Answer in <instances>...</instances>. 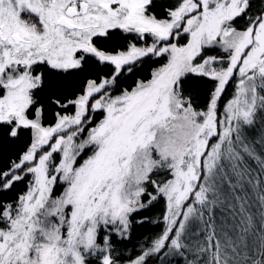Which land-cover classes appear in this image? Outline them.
<instances>
[{
    "label": "rangeland",
    "instance_id": "1",
    "mask_svg": "<svg viewBox=\"0 0 264 264\" xmlns=\"http://www.w3.org/2000/svg\"><path fill=\"white\" fill-rule=\"evenodd\" d=\"M152 1L0 3L1 9L10 2L8 15L0 14V123L10 124L13 135L20 128L31 135L2 186L5 191L22 184L16 199L0 209V264H87L96 251L102 264H117L106 240L95 245L96 235L100 228L126 234L146 192L153 206L156 197L163 199V228L150 254L167 251L161 260L166 264L173 250L180 252L185 235L204 229L192 207H183L199 180L210 189L206 196L227 202L230 213L239 208L243 221L212 224L214 244L197 238L193 257L244 264L243 256L256 253L252 212L264 218V200L249 208L237 198L247 182L231 164L236 159L222 171L220 158L223 143L249 122L247 101L257 94L252 84L264 76V11L257 25L239 31L236 21L247 0H169L173 9L164 19L157 17L158 6L151 11ZM20 10L40 18L30 22ZM114 29L131 38L128 48L99 51L93 40ZM209 48L225 57L204 55ZM89 56L109 65L112 75L88 79L83 93L50 119L33 97L42 79L37 65L72 71ZM145 57L159 62L149 77L115 87L116 78L131 74L130 66ZM187 75L214 81L209 104L200 103L203 110L192 105L198 91L181 84ZM206 89L199 87L201 93ZM153 173L160 176L148 189L144 184ZM143 258L128 264H142Z\"/></svg>",
    "mask_w": 264,
    "mask_h": 264
},
{
    "label": "trees",
    "instance_id": "2",
    "mask_svg": "<svg viewBox=\"0 0 264 264\" xmlns=\"http://www.w3.org/2000/svg\"><path fill=\"white\" fill-rule=\"evenodd\" d=\"M155 6H158L159 15L157 17H160L159 19H164L167 12L173 9V5H170L169 0H153L149 7L151 11H154ZM263 11L264 0H247L241 16H239L236 21L237 26L235 28L239 31H243L253 23L257 25L261 20ZM25 14L26 15L23 17L28 18V21H34L32 14ZM19 16L21 15L19 14ZM130 39L128 35H123L118 30L114 29L108 31L104 36L96 37L93 40V44L101 52L117 53V51H125L128 48ZM218 51L217 48H209L202 53L206 56L218 57L219 59L224 58L225 55ZM156 59L145 57L139 61V64L134 63V65L130 66L132 68L131 70H133L131 74H126V71H123L122 74L116 78L114 83L115 87L118 85L129 87L134 85L138 79H147L151 71L159 63ZM38 67L42 68V79L40 88L36 90L33 97L37 100L35 103L37 102L43 105L42 110L45 115L48 114L50 119L54 118V114L56 111L60 110V106L62 107L65 104L68 105L67 102L69 103L83 93L88 79L96 80L101 77L106 79L112 75L113 71L109 65H100L98 61L91 56L84 57L81 62V67L77 70L64 72L49 66L38 65ZM261 79H264V76H260L259 80ZM127 80L128 82H126ZM181 84L183 87L189 85V89L193 93H197L198 91L197 97H192V105L194 104L197 106L196 108L200 110L207 107L211 98V92L214 88L213 80L200 75H187L185 79L181 80ZM203 85L206 86L207 89L204 93H201L199 87ZM256 93V96H258L259 93ZM200 103H204L205 107L201 108ZM252 119L253 116L251 114L247 125L239 127L235 138L232 136L228 142L225 141L223 143L225 145V151L220 158L224 160L221 164L222 171H224L227 164H230V162H228L229 159H236V162L231 164L234 166L237 165L243 177L242 180L247 182L244 185V191L241 189L237 191V193L242 196L237 198L243 203L244 201L249 202V208L251 205L262 203L264 200V131H260L255 135H249L245 129ZM51 122L50 120L48 121V123ZM44 123H47V121L44 120ZM250 127H252V124ZM11 134L12 126L7 123H0V209L16 199V192L22 189L21 183L15 184L14 189L8 187L6 188L8 190L5 191L2 186L9 179L8 175L5 176L6 173L12 170V166L19 161L20 155L31 142V135L28 129L20 128L17 130L16 135H13L14 133ZM156 176L160 175L155 173L151 174L150 180L144 184V186L148 189L151 188V184L154 181L153 178ZM203 182V180H199L194 192L196 194H193L183 207H192L195 213L194 216H200L202 218L204 229L198 233L199 236L195 235L197 229L189 235L190 238H186L185 235L180 252L173 250L175 256H170L171 259L168 260L166 264H211L208 263L207 260H197V257H193V246H195L193 243L197 242V238L205 243L209 242V240L213 242V238L211 237L212 224H214L216 228L217 225H221V223L228 225L232 223L233 220L239 223L243 221L239 208H235L233 211L234 213H230L226 209L227 202H223L224 204H222L219 198L214 194L206 196L205 191H209L210 189L208 185L203 186ZM253 188L254 192H256L254 198L251 195ZM222 189L224 192L229 191L227 185H224ZM201 193V197H199V195L196 196ZM196 197L198 198L195 199ZM228 198L230 199L231 197ZM202 199L205 200L204 210L202 207ZM149 202H151V200ZM145 208H147V205L144 203L141 209ZM140 210H136L134 214L130 216L129 230L126 234L120 235L115 231L100 228L96 235L95 245L98 248L102 246L103 242L101 241V236L103 235L104 240H106L104 246L107 247L109 256H111L113 261L117 262V264H128L139 257H144L142 264H163L161 260L168 254L167 251L163 252L162 259H158V257L161 256V251L156 254H150L163 228V219L161 218L163 213L162 197L160 195L156 197L155 205L148 210L147 216H144V213L140 212ZM252 214L254 224L253 232H256V234L252 233L258 236L259 243L255 245L257 247L255 254H248V256H243L242 259H244V264H264V218L260 217L259 212L253 211ZM141 217H143V222L141 221ZM113 233L120 238L119 241L113 242L111 240V235ZM208 251L210 254H215L214 247H211V250ZM117 252H119L118 257L116 256ZM98 253L99 252L96 251L92 254L85 260L86 263L102 264V257H100Z\"/></svg>",
    "mask_w": 264,
    "mask_h": 264
},
{
    "label": "snow or ice",
    "instance_id": "3",
    "mask_svg": "<svg viewBox=\"0 0 264 264\" xmlns=\"http://www.w3.org/2000/svg\"><path fill=\"white\" fill-rule=\"evenodd\" d=\"M3 0H0V3H2ZM22 17L25 15L23 11L19 13ZM252 89L255 92H258V96H252L247 103L249 104L250 112L253 116V119L250 121L252 124V127H246V131L249 133V135H255L260 131H264V79H261L259 81H254L252 84ZM144 203L147 205V208L141 209L140 212L144 213V216H147L148 210H150L153 205L152 203H149L151 200V197L145 193L143 197ZM141 221L143 222V217H141ZM119 237L113 233L111 235V240L113 242L119 241ZM101 241L104 242V236H101ZM163 250H161V256L158 257V259H162ZM116 256H119V252L116 253Z\"/></svg>",
    "mask_w": 264,
    "mask_h": 264
},
{
    "label": "flooded vegetation",
    "instance_id": "4",
    "mask_svg": "<svg viewBox=\"0 0 264 264\" xmlns=\"http://www.w3.org/2000/svg\"><path fill=\"white\" fill-rule=\"evenodd\" d=\"M10 5V2H8V4H7V2L5 3V4H3L2 6H1V9H0V14H1V11H3V13H7V15H8V11L6 10L7 8H8V6ZM22 10H20L19 12H18V14L21 12ZM28 11H30V10H28ZM26 12V13H29L30 14V12ZM68 13H70V12H68ZM17 14V13H16ZM32 15H33V17H34V20H39V18H40V15H39V13L37 12V13H31ZM7 15L6 16H4L5 17V19L4 20H8L7 19ZM2 17H3V14H2V16L0 15V18L2 19ZM11 17V16H10ZM39 22V21H38ZM41 22V21H40ZM1 30H2V28H1ZM0 36H1V33H0ZM1 37H3V36H1ZM3 39V38H2ZM38 64H39V62H38ZM38 66V65H37Z\"/></svg>",
    "mask_w": 264,
    "mask_h": 264
}]
</instances>
